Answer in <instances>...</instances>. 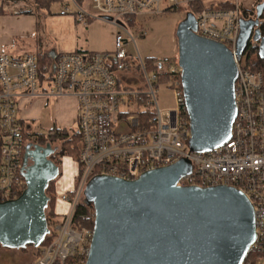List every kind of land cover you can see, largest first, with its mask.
<instances>
[{
  "label": "built area",
  "instance_id": "obj_1",
  "mask_svg": "<svg viewBox=\"0 0 264 264\" xmlns=\"http://www.w3.org/2000/svg\"><path fill=\"white\" fill-rule=\"evenodd\" d=\"M188 1L89 0L90 12L70 0L75 11L65 6L60 14L73 13L82 23L90 17H110L116 28L112 51L55 52L45 55L43 63L32 53L20 57L0 54V202L16 198L25 188L23 153L28 141L23 134L29 126L17 116V100L72 96L77 102L79 171L73 188L56 197L55 214L48 224L51 240L38 246L31 264H86L93 228L79 227L75 211L92 177L133 180L183 158L191 169L178 186L224 185L246 196L253 207L255 240L247 253L253 255L247 259L246 255L241 264L264 260V78L260 71L247 69L235 55L238 6L206 8L195 16V33L224 44L237 68V111L231 137L209 151L188 148L189 119L177 56L155 60L157 70H149L139 55L138 61L134 60L125 47L129 41L125 35L133 40L128 28L135 24L136 16L159 14L165 9L163 3L176 6ZM140 33L145 34L143 30ZM254 44L257 49V42ZM131 69L142 75L141 90L119 84L117 72ZM160 85L173 92L175 107L158 106Z\"/></svg>",
  "mask_w": 264,
  "mask_h": 264
},
{
  "label": "water",
  "instance_id": "obj_2",
  "mask_svg": "<svg viewBox=\"0 0 264 264\" xmlns=\"http://www.w3.org/2000/svg\"><path fill=\"white\" fill-rule=\"evenodd\" d=\"M263 9L264 0L256 6L255 18L239 20L237 58L252 39L264 60V34L258 29ZM195 30V17L187 15L175 36L189 119L188 148L206 152L231 137L237 68L224 44ZM54 152L50 143L25 145V188L16 198L0 202L1 247H38L48 235L46 189L60 174L51 158ZM190 169L183 158L133 180L92 177L84 190L94 212L86 264H241L255 240L251 203L230 186H178Z\"/></svg>",
  "mask_w": 264,
  "mask_h": 264
},
{
  "label": "crops",
  "instance_id": "obj_3",
  "mask_svg": "<svg viewBox=\"0 0 264 264\" xmlns=\"http://www.w3.org/2000/svg\"><path fill=\"white\" fill-rule=\"evenodd\" d=\"M60 3L58 12L44 15L35 7L23 0H10L0 4V54L20 57L24 54L52 55L55 52H86L112 51L116 28L102 17H90L86 22H78L75 14H60L65 6L72 5L70 0H57ZM82 7L89 0H75ZM230 2L245 10H250L256 0H203L206 7L213 8L220 3ZM5 5V6H4ZM71 9V8H70ZM17 116L31 130V125H37L41 114L55 106L53 116L49 121L51 128L47 134L57 128H66L77 118V102L72 96L49 98L21 97L18 100ZM30 123V124H29ZM71 165L66 157L61 159L60 176L57 177L55 189L69 191L74 186L77 174V164Z\"/></svg>",
  "mask_w": 264,
  "mask_h": 264
},
{
  "label": "rangeland",
  "instance_id": "obj_4",
  "mask_svg": "<svg viewBox=\"0 0 264 264\" xmlns=\"http://www.w3.org/2000/svg\"><path fill=\"white\" fill-rule=\"evenodd\" d=\"M186 2L180 3L179 5L184 6ZM163 8L170 6V3L161 4ZM60 8V3L56 1L51 5V11L58 12ZM72 11H75L73 5H70ZM82 8L89 10L87 3L82 5ZM72 14V13H71ZM187 17L186 10H171L163 11L159 14H148V15H138L136 16L135 24L128 28L130 35L133 40L129 38L128 35L124 37L128 38V43L125 46L127 52L132 56V58L138 61V55L140 58L146 62L149 58H154V60L161 59L163 57H174L177 56V41L175 36V30L182 20ZM140 30L145 32L144 36L141 35ZM119 78V84L123 88L131 90H141L142 75L134 69L130 71L117 72ZM157 104L160 108H173L175 107V99L173 92L160 85L157 90ZM55 106L46 109L42 112L39 122L37 125H31V131L36 132H46L48 131L52 124L50 122L53 116V110ZM49 121V122H47ZM30 124V123H29ZM70 131L76 129V121L74 120L72 124L66 126ZM52 146L56 149L59 148V143L55 142ZM66 160L72 165H75L74 158L72 156H66ZM60 176V175H59ZM58 176V177H59ZM62 190L56 189V197L59 198ZM62 208L60 204L58 210ZM36 256V250L32 246H27L24 249H7L0 246V264H31ZM255 264H264V260L256 261Z\"/></svg>",
  "mask_w": 264,
  "mask_h": 264
},
{
  "label": "trees",
  "instance_id": "obj_5",
  "mask_svg": "<svg viewBox=\"0 0 264 264\" xmlns=\"http://www.w3.org/2000/svg\"><path fill=\"white\" fill-rule=\"evenodd\" d=\"M7 1L9 2L10 0H0V4L2 2H7ZM23 1L35 7L36 9L41 11L44 15H47L50 13L51 5L55 3L57 0H23ZM262 1L263 0H256L254 6L250 10H245L240 6H238L240 19L248 20L255 18L256 6L260 4ZM234 6L235 5L230 2H224V3H220L218 6H216V8L230 9L233 8ZM206 8L209 7H206L204 5L203 0H189L188 2H186L184 6L182 5L169 6L165 8L163 11L186 10L187 15L195 17L200 11ZM258 29L260 34L263 35L264 9L259 17ZM254 42L255 41H253L252 39L248 41L239 58L242 60L244 66L247 69L251 71H260L263 74V78H264V60L258 56L256 45L254 44ZM45 59L46 58L44 55L40 54L38 56V60L40 63H43ZM154 62H155L154 58H149L148 60H146L145 63L149 70L152 69L157 70L158 66H156ZM145 116L146 115H143V119L145 118ZM23 135L26 141L38 143L40 145H45L46 143H50L52 146L53 143L58 142L59 148L58 149L55 148V152L51 156L52 160H54L55 163L60 165L61 159L63 157L72 156L74 158L75 163L77 164V174H78L79 171L78 153H79L80 140H79V135L75 130L70 131L67 128H57L53 132L47 134L35 133L32 132L31 130H28L25 131ZM77 174L74 178V184L77 178ZM55 183H56V179L54 181H51L46 189V194L49 197V202L46 209V217L48 224L50 218L55 214L54 208L57 205ZM92 212H93L92 205L90 203H87L84 197V200L76 207L75 216L78 220L77 225L79 227L84 226L88 228H93ZM83 217H86V219H83ZM50 240H51V236L47 235L41 245L47 244ZM33 248L36 251L38 249V247H33ZM259 254L261 253H255V255H259ZM252 255H253L252 251L249 252L246 259ZM262 255L264 256V254Z\"/></svg>",
  "mask_w": 264,
  "mask_h": 264
},
{
  "label": "flooded vegetation",
  "instance_id": "obj_6",
  "mask_svg": "<svg viewBox=\"0 0 264 264\" xmlns=\"http://www.w3.org/2000/svg\"><path fill=\"white\" fill-rule=\"evenodd\" d=\"M29 142H27L26 144H28Z\"/></svg>",
  "mask_w": 264,
  "mask_h": 264
}]
</instances>
